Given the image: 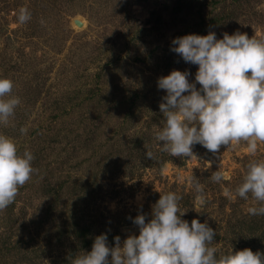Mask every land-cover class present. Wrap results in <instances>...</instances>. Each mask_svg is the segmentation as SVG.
Masks as SVG:
<instances>
[{
	"label": "rangeland",
	"instance_id": "374dc122",
	"mask_svg": "<svg viewBox=\"0 0 264 264\" xmlns=\"http://www.w3.org/2000/svg\"><path fill=\"white\" fill-rule=\"evenodd\" d=\"M175 3L0 0V76L20 99L0 133L34 157L30 179L0 210V264H71L102 232L109 245L115 235L137 233L131 218L149 219L169 191L181 197L182 219L215 229L217 255L245 247L264 254V215H249L258 204L234 191L245 165L264 160V142L255 154L246 141L215 154L195 144L191 158H181L161 151L153 136L163 122L157 78L187 69L193 80L197 68L170 50L171 40L237 30L264 38V0ZM21 6L31 12L25 23L17 20ZM212 171L224 178L212 181Z\"/></svg>",
	"mask_w": 264,
	"mask_h": 264
},
{
	"label": "clouds",
	"instance_id": "9594fccd",
	"mask_svg": "<svg viewBox=\"0 0 264 264\" xmlns=\"http://www.w3.org/2000/svg\"><path fill=\"white\" fill-rule=\"evenodd\" d=\"M30 18L31 12L21 6L18 22ZM170 50L197 68L193 80L187 69H172L157 78V88L164 90L159 102L162 126L153 131L160 150L172 157L191 158L195 144L215 154L221 145L246 141L248 153L255 154L258 142H264V38L238 30L224 32L222 38L214 31L187 33L174 37ZM13 83L0 76L3 126L20 104L12 94ZM26 131L20 128L21 134ZM144 155L153 157L147 149ZM33 159L29 150L19 152L12 138L0 133V210L14 201L19 186L30 179ZM245 169L235 196L247 200L250 194L258 206H250L248 214L264 215V160H250ZM223 178L221 171L211 172L212 181ZM192 186L196 199L203 202L202 185L193 179ZM180 198L175 192L160 193L149 219L143 212L131 218L137 233L123 240L115 235L114 244L109 245L102 232L94 237L90 250L75 255L71 264H264V254L248 247L217 255L210 246L215 229L195 217L190 224L182 219L185 211L179 210Z\"/></svg>",
	"mask_w": 264,
	"mask_h": 264
},
{
	"label": "trees",
	"instance_id": "16d2710c",
	"mask_svg": "<svg viewBox=\"0 0 264 264\" xmlns=\"http://www.w3.org/2000/svg\"><path fill=\"white\" fill-rule=\"evenodd\" d=\"M183 1H184V0H176L175 6L181 5V3H182ZM187 3H189V2H187Z\"/></svg>",
	"mask_w": 264,
	"mask_h": 264
},
{
	"label": "water",
	"instance_id": "95a60500",
	"mask_svg": "<svg viewBox=\"0 0 264 264\" xmlns=\"http://www.w3.org/2000/svg\"><path fill=\"white\" fill-rule=\"evenodd\" d=\"M75 23H76V24H80L79 20H77V19L75 20Z\"/></svg>",
	"mask_w": 264,
	"mask_h": 264
},
{
	"label": "bare ground",
	"instance_id": "6f19581e",
	"mask_svg": "<svg viewBox=\"0 0 264 264\" xmlns=\"http://www.w3.org/2000/svg\"><path fill=\"white\" fill-rule=\"evenodd\" d=\"M81 22V21H80Z\"/></svg>",
	"mask_w": 264,
	"mask_h": 264
}]
</instances>
